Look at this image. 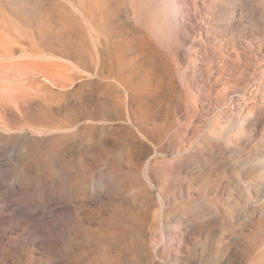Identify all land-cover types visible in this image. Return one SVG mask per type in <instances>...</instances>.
I'll list each match as a JSON object with an SVG mask.
<instances>
[{"label":"rangeland","instance_id":"374dc122","mask_svg":"<svg viewBox=\"0 0 264 264\" xmlns=\"http://www.w3.org/2000/svg\"><path fill=\"white\" fill-rule=\"evenodd\" d=\"M0 264H264V0H0Z\"/></svg>","mask_w":264,"mask_h":264},{"label":"bare ground","instance_id":"6f19581e","mask_svg":"<svg viewBox=\"0 0 264 264\" xmlns=\"http://www.w3.org/2000/svg\"><path fill=\"white\" fill-rule=\"evenodd\" d=\"M167 69V68H166ZM13 202L14 203H12L13 205H17L18 207L17 208H19V202L18 201H16V200H13ZM8 204V203H7ZM32 204V203H31ZM10 207V206H9ZM16 208V207H15ZM24 208V207H23ZM5 210H6V208H5ZM23 210V209H22ZM33 220V219H32Z\"/></svg>","mask_w":264,"mask_h":264},{"label":"crops","instance_id":"0c3cea01","mask_svg":"<svg viewBox=\"0 0 264 264\" xmlns=\"http://www.w3.org/2000/svg\"><path fill=\"white\" fill-rule=\"evenodd\" d=\"M92 37H96V36H94V35H93ZM92 42H93L94 44H98V42H97V41H92Z\"/></svg>","mask_w":264,"mask_h":264}]
</instances>
